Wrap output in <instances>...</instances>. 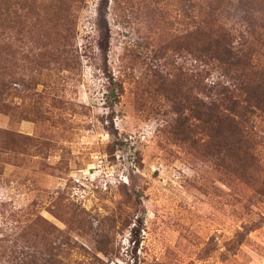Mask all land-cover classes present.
Listing matches in <instances>:
<instances>
[{
	"label": "rangeland",
	"instance_id": "1",
	"mask_svg": "<svg viewBox=\"0 0 264 264\" xmlns=\"http://www.w3.org/2000/svg\"><path fill=\"white\" fill-rule=\"evenodd\" d=\"M227 32L237 74L201 52ZM251 33L264 0H0V257L264 264V111L207 115L264 75Z\"/></svg>",
	"mask_w": 264,
	"mask_h": 264
},
{
	"label": "trees",
	"instance_id": "2",
	"mask_svg": "<svg viewBox=\"0 0 264 264\" xmlns=\"http://www.w3.org/2000/svg\"><path fill=\"white\" fill-rule=\"evenodd\" d=\"M252 20L254 19L247 18V24H250ZM251 34L254 41H256L255 39H259L262 43L264 42V35H256L255 33ZM255 35L259 37H256ZM248 37L251 38V35L246 36L245 33L232 34L227 32L219 34L215 38H209V41L211 42L201 52L207 56L209 60L214 59V61L218 62V64H220V66H222V68L225 70L224 72H231L232 74V72L236 69L237 74V68L241 69V66L248 67L246 63L250 61L248 54L251 53L252 50L247 53L244 49L245 47H243L248 45L247 42L250 40ZM234 39L240 40V42H235ZM221 75L223 74H220V76ZM240 76L243 75L241 74ZM257 78L258 82L254 83V86L248 87L247 90H245V87H241L243 90H245L243 93H246V97H244L242 100L241 96L239 95H231L237 90L235 85H225L218 80L211 83V85L207 87L209 91H212V93H217L220 95V106H224V111H220L221 113L218 115L215 112L218 107L216 106L215 102H213L214 108L207 112L209 121H211L213 124L218 123L217 119L219 120V118L221 119L220 121L225 124L224 138H233V141L235 142L247 141L249 138V133L248 127H245V123H248L250 119L252 120L256 111H264V75L260 74ZM235 79L237 80L238 78L235 77ZM241 88L238 90H241ZM1 135L2 131L0 130V136ZM1 147L2 146L0 145V148ZM16 244L17 239L14 240L11 245V247L14 246L15 250L19 248V245ZM31 247L33 246L24 245L23 249L25 253H21L19 256L10 255L15 252L13 250L8 254L9 256L6 255L8 258H10L9 261H7L6 256H1L0 260L3 258L4 260H2L7 264L8 262L10 264H61L56 259L57 255L44 258L41 253H30L29 251Z\"/></svg>",
	"mask_w": 264,
	"mask_h": 264
}]
</instances>
